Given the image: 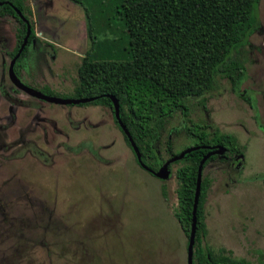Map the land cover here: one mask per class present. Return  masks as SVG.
Segmentation results:
<instances>
[{
    "label": "rangeland",
    "instance_id": "obj_1",
    "mask_svg": "<svg viewBox=\"0 0 264 264\" xmlns=\"http://www.w3.org/2000/svg\"><path fill=\"white\" fill-rule=\"evenodd\" d=\"M38 1L50 3L40 17L61 48L33 41L12 72L18 24L0 20V264H187L175 218L183 158L157 178L136 164L109 108L33 92L72 96L88 51L91 60H129L119 0ZM258 18L239 93L217 77L212 91L187 100L192 122L210 136L234 135L243 149L240 161L218 158L202 172L210 182L202 246L251 264H264V0ZM184 124L180 113L168 120L155 143L161 161L195 143L174 132Z\"/></svg>",
    "mask_w": 264,
    "mask_h": 264
},
{
    "label": "trees",
    "instance_id": "obj_2",
    "mask_svg": "<svg viewBox=\"0 0 264 264\" xmlns=\"http://www.w3.org/2000/svg\"><path fill=\"white\" fill-rule=\"evenodd\" d=\"M259 1L119 0L121 9L118 14L128 34L129 60H91V52L88 51L77 68V83L72 96H59L49 88L39 92L55 99L94 98L92 102L79 106H103L109 108L113 115L112 101L108 96H114L119 103V119L136 144L141 161L154 172L165 163L159 159L155 143L168 120L180 113L185 124L174 132L184 130L188 137L195 139L191 147L198 148L185 154L183 161L186 164L176 172L179 206L175 218L187 239L192 228L197 171L201 160L217 147L224 150L221 155L213 154L205 160L203 172L209 162L231 155H237L240 161L243 154L234 135L215 130L210 136L205 125L192 122L187 100L212 91L217 85V77L228 80L231 91L239 93V87L247 76L248 58L244 47L260 29ZM16 10L27 22L18 16ZM31 14L26 0H0V16H12L19 24L18 45L11 55L22 43L28 24L31 27L29 42L36 39L40 45L30 20ZM48 45L53 48V45ZM40 50L45 52L41 46ZM29 54L26 47L17 64ZM243 99L253 108L251 98L243 96ZM118 129L131 149L119 125ZM135 162L140 167L136 157ZM209 187L210 182L201 176L192 264H251L244 259L233 258L225 249L216 253L210 247L202 246L207 234L204 202Z\"/></svg>",
    "mask_w": 264,
    "mask_h": 264
},
{
    "label": "water",
    "instance_id": "obj_3",
    "mask_svg": "<svg viewBox=\"0 0 264 264\" xmlns=\"http://www.w3.org/2000/svg\"><path fill=\"white\" fill-rule=\"evenodd\" d=\"M17 14L19 15V17L27 22V20L23 17V15L21 14L20 11L17 10ZM31 34V28L30 25H27L26 27V35L22 41V44L20 46V49L18 50V53L15 55V57L12 59L11 63H10V67H9V71L12 72L13 71V66L15 61L18 59V57L20 56V54L22 53L24 47L26 46L27 42H28V38ZM23 89H25L23 87ZM31 92V91H30ZM108 98L112 101V106L114 109V116L115 119L119 125V127L121 128L123 134L127 137L130 145H131V150L133 151L138 164L140 165V167L146 171H148L150 174H152L153 176L159 178L163 175L164 171L168 169V166L176 161V160H180L182 159L185 154L198 149L197 147H191L183 152H181L179 155H177L174 158L169 159L168 161H166L159 169L157 172H154L152 170H150L142 161H141V155L140 152L136 146V144L134 143L131 135L129 134V132L127 131V129L125 128V126L122 124V122L119 119V115H118V109H119V103L118 100L114 97V96H108ZM50 99H55V98H50ZM57 100H64L61 103H65V104H74V105H80V104H85V103H90L94 100V98H85V99H57ZM223 148L222 147H217L215 151L209 153L208 155H206L205 157H203V159L201 160L199 167H198V171H197V183H196V190H195V195H194V205H193V217H192V228H191V233L188 239V248H187V264H192L191 262V258H192V248L193 245L195 243V230H196V209H197V204H198V199H199V194H200V183H201V176H202V167H203V163L205 162V160L213 154L216 155H221L223 153ZM239 166V164L237 165V167Z\"/></svg>",
    "mask_w": 264,
    "mask_h": 264
},
{
    "label": "crops",
    "instance_id": "obj_4",
    "mask_svg": "<svg viewBox=\"0 0 264 264\" xmlns=\"http://www.w3.org/2000/svg\"><path fill=\"white\" fill-rule=\"evenodd\" d=\"M29 4L31 6L32 13H33L32 20H33V22L35 24L36 36L38 38H40L41 40L52 44L56 48H61L60 44H58L57 42H54L53 38H51V35H52V34H50L51 31H49L45 26H43L47 22L44 21L40 17V15L42 14L43 10H46L47 7L50 5V3L48 1H46L44 9H43V6H42V4L44 5V3L43 2H39L38 0H36L34 2L32 1V3L29 2ZM60 35H61L62 40L64 41L65 40L64 31H63V34L61 33ZM63 49L65 50V46H64Z\"/></svg>",
    "mask_w": 264,
    "mask_h": 264
},
{
    "label": "flooded vegetation",
    "instance_id": "obj_5",
    "mask_svg": "<svg viewBox=\"0 0 264 264\" xmlns=\"http://www.w3.org/2000/svg\"><path fill=\"white\" fill-rule=\"evenodd\" d=\"M26 4H27V2H26ZM29 8L31 9V6H29ZM17 11V10H16ZM31 12H32V9H31ZM32 15H33V13L31 14V16H30V20L32 19ZM19 16V15H18ZM9 20L10 21V19H14L16 22H17V20L14 18V17H12V16H9V15H4V16H0V20ZM31 22L33 23V21L31 20ZM17 24H18V22H17ZM29 25V24H28ZM33 27H34V23H33ZM18 28H19V24H18V27H17V30H16V39H17V33H18ZM31 28V27H30ZM34 32H35V30H34ZM25 35H26V33H25ZM31 35V34H30ZM35 35H36V32H35ZM25 37V36H24ZM24 37H23V39H24ZM30 37V36H29ZM37 37V36H36ZM38 38V37H37ZM23 39H22V41H23ZM41 42H43L46 46H49L48 44H50V43H48V42H46V41H43V40H41L40 38H38ZM33 41H35V43L37 44V41H36V39H32L30 42H29V38H28V42H27V44H26V46L24 47V49L27 47V48H29L28 47V44H30L31 42H33ZM22 44V43H21ZM21 44L19 45V48H18V50L20 49V46H21ZM17 45H18V39H17ZM52 45V44H51ZM50 47V46H49ZM54 47V46H53ZM55 48V47H54ZM16 49V48H15ZM14 49V50H15ZM23 49V50H24ZM13 50V51H14ZM18 50H17V52L14 54V55H11L12 53H13V51L11 52V57H12V59L15 57V55L18 53ZM29 50V49H28ZM44 50H45V48H44ZM39 51H41L40 49H39ZM23 52V51H22ZM42 52V51H41ZM22 54V53H21ZM21 54H20V56H21ZM20 56L18 57V59L20 58ZM12 59H11V61H12ZM18 59L15 61V63H14V66H13V69H17V61H18ZM11 61H10V63H11ZM20 63V62H19ZM9 67H10V64H9ZM40 90H42V88L41 89H37V90H33V92H37L38 94H40V95H42V96H44V97H48V96H45V95H43V94H41V93H39L40 92ZM48 98H50V97H48ZM148 172V171H147Z\"/></svg>",
    "mask_w": 264,
    "mask_h": 264
}]
</instances>
